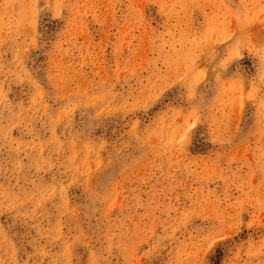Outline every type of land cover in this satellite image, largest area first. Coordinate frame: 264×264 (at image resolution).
Segmentation results:
<instances>
[{"label": "rangeland", "instance_id": "1", "mask_svg": "<svg viewBox=\"0 0 264 264\" xmlns=\"http://www.w3.org/2000/svg\"><path fill=\"white\" fill-rule=\"evenodd\" d=\"M0 264H264V0H0Z\"/></svg>", "mask_w": 264, "mask_h": 264}]
</instances>
